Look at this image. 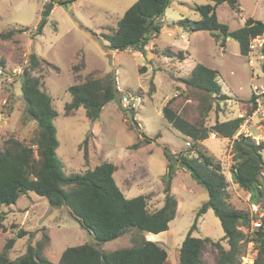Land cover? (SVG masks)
Here are the masks:
<instances>
[{
  "label": "rangeland",
  "instance_id": "1",
  "mask_svg": "<svg viewBox=\"0 0 264 264\" xmlns=\"http://www.w3.org/2000/svg\"><path fill=\"white\" fill-rule=\"evenodd\" d=\"M46 1L0 0V30L28 28L17 33L14 40H0V61L4 60L3 65L0 63V142L11 134L29 142L36 131L34 120L23 121L25 101L21 88L22 68L35 52L57 67L43 63L41 74L44 88L52 96L58 112L54 119L59 141L57 154L64 171L83 173L104 161L112 162L117 166L115 180L127 197L144 194L148 196L150 209L162 206L165 199L163 176L168 164L165 147L174 153L190 149L189 139L163 116L164 106L171 101V106L189 120L201 119L207 106L205 93L185 79L191 77L196 64L203 63L219 71L221 91L228 96L220 101L225 109L219 115L216 114V99L210 98L212 108L206 125H212L217 118L225 120L248 112L252 76L264 70V35L259 41L251 42L250 52L243 55L239 41L232 36L215 37L209 31H189L178 23L186 18L199 19L194 6L213 3L211 0H172L160 34L149 41L144 53L135 48L117 51L108 47L104 34L118 26L126 10L137 0H63L64 4L53 8L43 33L35 35ZM216 10L218 19L231 31L243 26L250 16L264 22V0H240L238 10L222 3ZM82 58L85 60L80 72L83 77L89 73L100 77L112 73L120 91L95 121L86 116L83 106L74 115L65 114V104L72 100L67 88L75 82L73 65ZM125 94L134 97L130 107L123 105ZM251 130L257 132L255 126H251ZM143 134L149 140L134 146ZM202 147L222 163L230 180V201L264 220V207L254 204L251 194L233 181L232 140L212 133L202 141ZM261 181L264 184V172ZM172 192L178 199V208L169 229L157 234L146 233L167 249L165 264H179L180 246L199 208L209 199L208 190L183 167L172 179ZM2 208L9 213L5 221L7 230L0 228V253L19 228L28 231L27 235L17 238L10 250L12 259L25 253L30 243L41 242L43 257L58 263L67 247L97 243L94 235L71 216L68 207H52L45 197L33 191L23 195L17 203ZM224 234L221 220L213 209L199 218L198 229L194 231L197 237L213 240L223 238ZM45 235L49 240H45ZM130 243L131 232H128L101 247L111 251ZM224 244L228 246L226 241ZM248 248L247 242L246 252ZM250 253L255 257L256 249L250 247ZM202 256L203 264H210L216 261L217 250L207 243ZM241 261H245L242 256Z\"/></svg>",
  "mask_w": 264,
  "mask_h": 264
},
{
  "label": "trees",
  "instance_id": "2",
  "mask_svg": "<svg viewBox=\"0 0 264 264\" xmlns=\"http://www.w3.org/2000/svg\"><path fill=\"white\" fill-rule=\"evenodd\" d=\"M211 1L213 3L194 6V10L200 15L199 19L186 18L178 23L189 31H209L215 37L232 36L239 41L241 53L248 55L251 41L264 35V22L250 16L243 26L231 31L227 24L218 19L216 8L222 3H228L238 10L240 0ZM171 2L172 0H137L126 10L118 26L112 28L109 34H104L108 47L117 51L135 48L144 53L149 41L160 34L165 21L163 18ZM64 3L63 0H48L43 4L35 35L43 33L53 8ZM26 30L28 28L22 27L0 30V40H14L17 33ZM0 63L3 65L4 60ZM43 63L57 68L33 52L21 72L22 96L25 101L23 121L34 120L37 124L36 131L29 142L12 134L0 142V228L7 230L5 221L9 213L2 206L15 204L23 195L33 191L45 197L52 207H68L71 216L83 229L94 235L97 243L85 242L67 247L58 263L43 257L41 242L30 243L25 253L12 259L9 252L17 238L28 234L21 227L16 236L6 241L0 253V264H165L167 249L161 243L148 239L146 233L167 231L170 222L176 217L178 199L172 192V179L182 167L208 190L209 199L199 208L180 246L179 264H203L202 252L207 243L217 250L216 261L210 264H240L249 240H253L258 249L253 264H264V227L252 233L247 232L252 219L257 215L248 209L236 207L230 201V180L224 173L222 163L202 147V141L212 133L232 140L233 181L251 194L254 204L264 207V184L261 181L264 172V142H256L243 133L238 134L243 121L241 117L225 120L217 118L210 126L205 123L212 108L210 98L216 99L217 115L225 109L220 101L228 98L221 91L217 69L198 63L192 70L191 77L185 79L189 85L205 93L204 101L207 106L199 121L189 120L171 106V101L163 108V116L167 121L189 139L190 149L174 153L165 147L168 164L163 176L164 204L150 209L147 195L129 198L124 194L115 180L117 166L112 162L104 161L83 173L67 174L64 171V164L57 154L59 141L54 119L58 112L52 96L44 88L41 74ZM84 67L83 58L73 65L75 82L67 88L72 100L66 102L65 114L74 115L83 106L86 116L95 121L101 117L106 104L120 91L112 73L102 77L89 73L83 77L80 72ZM249 102L251 103V98ZM143 140L147 141L149 138L143 134L142 139L139 138L134 146H138ZM209 209L214 210L224 229V237L219 240L194 235L199 218ZM128 232H131L130 245L111 251L101 247ZM44 237L49 240V236Z\"/></svg>",
  "mask_w": 264,
  "mask_h": 264
},
{
  "label": "built area",
  "instance_id": "3",
  "mask_svg": "<svg viewBox=\"0 0 264 264\" xmlns=\"http://www.w3.org/2000/svg\"><path fill=\"white\" fill-rule=\"evenodd\" d=\"M258 37L259 38H254L251 42L259 41L260 36ZM252 46L253 45L250 44V48ZM252 80L254 82L252 84L251 108L248 112H241L237 116L243 118L238 134L243 133L245 136H250L253 138L256 142H264V70H262L261 73L254 74L252 76ZM133 100L134 97H130L126 94L122 98V102L125 107H130ZM251 126L256 127V133L251 130ZM261 227H264V220L256 216L252 219L251 227L248 231L252 233L254 230H257ZM248 245L249 248L247 252L244 250L242 254V258L245 259V261H241L240 264L254 263L256 256H252L250 253V247L256 249L255 255H257L258 249L256 248L255 242L253 240H249Z\"/></svg>",
  "mask_w": 264,
  "mask_h": 264
},
{
  "label": "crops",
  "instance_id": "4",
  "mask_svg": "<svg viewBox=\"0 0 264 264\" xmlns=\"http://www.w3.org/2000/svg\"><path fill=\"white\" fill-rule=\"evenodd\" d=\"M163 19H165V16H164ZM239 114H240V113H239ZM239 114H238V115H239ZM146 237H147L148 239H150L148 235H146ZM151 237H152V236H151ZM213 262H215V261H212L211 263H213Z\"/></svg>",
  "mask_w": 264,
  "mask_h": 264
}]
</instances>
